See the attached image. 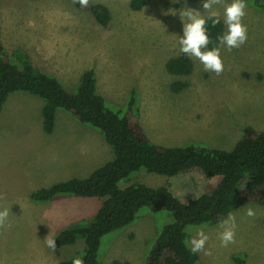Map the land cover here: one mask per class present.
I'll return each mask as SVG.
<instances>
[{
	"label": "rangeland",
	"instance_id": "obj_1",
	"mask_svg": "<svg viewBox=\"0 0 264 264\" xmlns=\"http://www.w3.org/2000/svg\"><path fill=\"white\" fill-rule=\"evenodd\" d=\"M131 2L89 0L85 7L74 0H0L2 41L9 53L18 48L27 51L34 66L56 77L70 92L77 88L85 71L94 70L97 92L113 109L124 108L130 91L135 88L139 122L155 144L166 147L196 144L231 151L246 128L264 132V11L244 0L247 7L243 23L247 25L248 39L231 51L218 44L224 63L222 74L217 76L205 71L200 61L191 57L194 72L184 77L173 75L167 69L171 59L183 54L178 43L179 36L183 35L179 13L191 8L206 18L204 0H151L140 11H134ZM227 3L231 0L214 5L222 21ZM97 4L106 6L111 13L106 27L100 25L90 11V7ZM179 83L187 86L175 92L172 86ZM19 103L16 104L23 108L22 118L38 119L33 118L34 114L26 115L27 107L33 108V105ZM58 112V132L72 131V127L78 131V134L59 135L66 141L82 135L78 128H89L74 121L66 112ZM69 120L72 127L67 124ZM23 123L20 127L18 123L7 125V130L22 135L36 134V121ZM12 153L13 150H7L6 154L0 152V158L6 157L7 161L5 168L0 160L1 173L4 169L10 173L22 172ZM220 180V177L207 179L198 169L174 178L140 171L128 181L120 182L119 187L168 186L186 203L213 192ZM29 191L19 189L14 181L9 186H0V193L6 194V198L0 200V210H10L8 223L11 225L0 228V264H61L81 253L85 247L83 239L54 252L45 245L43 240L49 234L41 230L46 224L29 219L35 211ZM249 208L255 212L252 217L246 214ZM143 213L140 221L103 240L102 264H143L159 232L173 222L170 212ZM232 214L237 224L235 243L227 247L220 243L221 224L209 229L188 228L191 238L200 230L209 237L205 249L210 250L211 255L198 252L200 264H235L234 257L238 254L245 256L246 264H264V206L250 204ZM88 217L81 220L92 219ZM77 223L59 224L60 230Z\"/></svg>",
	"mask_w": 264,
	"mask_h": 264
},
{
	"label": "trees",
	"instance_id": "obj_2",
	"mask_svg": "<svg viewBox=\"0 0 264 264\" xmlns=\"http://www.w3.org/2000/svg\"><path fill=\"white\" fill-rule=\"evenodd\" d=\"M150 1L132 0L131 8L140 11ZM249 1L254 8L264 11V0ZM90 11L100 25H109L111 13L106 6L92 5ZM206 27L210 39L208 48L217 47V37L224 33L222 19L215 26L208 21ZM167 69L176 76H191L194 62L191 57L181 54L167 63ZM186 86L179 83L172 89L179 92ZM16 93L43 102L44 133L54 132L57 112L64 111L77 122L98 131L114 151V159L87 179L70 180L29 194V200L36 204L67 197L104 199L91 221L68 227L56 237V249L74 245L79 239L85 242L81 253L61 264H72L77 257L84 264H102L103 240L140 221L144 211L151 214L170 212L173 222L159 232L145 254L143 264H200L198 252H191L190 226L213 228L241 207L264 206V132L246 128L231 151L196 144L181 147L155 144L139 122L135 88L130 91L124 108L113 109L97 92L94 70H87L81 75L77 88L70 92L56 77L34 66L27 51L18 48L9 53L0 31V113L9 97ZM193 169H198L207 179L220 177L221 180L213 192L186 203L168 186L151 188L135 184L125 189L119 187L120 182L128 181L140 171L174 178ZM234 263L246 264L245 256L236 255Z\"/></svg>",
	"mask_w": 264,
	"mask_h": 264
},
{
	"label": "crops",
	"instance_id": "obj_3",
	"mask_svg": "<svg viewBox=\"0 0 264 264\" xmlns=\"http://www.w3.org/2000/svg\"><path fill=\"white\" fill-rule=\"evenodd\" d=\"M14 95L9 97L0 113V152L6 154L7 150H13L14 159L17 160L22 172L10 173L4 169L7 174L0 172V186H9L14 181L19 189L30 190L28 192L30 194L33 191L51 188L56 184L70 180L87 179L97 169L114 159V151L107 144L105 138L96 132H92L90 127L78 128L82 135L72 139L68 138L67 141L59 136L67 133L70 135L78 134L75 127H72L73 123L70 120L67 121V124L73 130L67 129L66 132H58L60 112H57L54 132L50 135L44 133L41 116L43 102L30 95ZM17 102L23 103L24 106L33 105V108L27 107L29 110H27L26 115L31 117L34 114L33 118L38 117V119L22 118L21 114L23 113L20 111L23 112V108L16 104ZM30 120L36 121L38 126L36 134L22 135L7 130L8 127L16 126V123H18L17 127H20L22 122L25 124ZM0 160L6 168V157H2ZM103 201L104 199L101 198L67 197L45 204L32 202L35 211L33 215L30 214L32 218L29 219H34L37 223H45L46 227L41 231H45L46 234L51 232L56 238L66 228L71 227L66 226L60 230L59 224L91 221L99 211ZM84 216L92 217V219L81 220ZM76 218L81 221H76Z\"/></svg>",
	"mask_w": 264,
	"mask_h": 264
},
{
	"label": "clouds",
	"instance_id": "obj_4",
	"mask_svg": "<svg viewBox=\"0 0 264 264\" xmlns=\"http://www.w3.org/2000/svg\"><path fill=\"white\" fill-rule=\"evenodd\" d=\"M82 6H87L89 0H74ZM222 0H204L203 9L207 13V17L200 11L186 8V10L179 13L180 19L183 23V35L179 36L178 43L180 45V52L186 56L196 58L203 65L205 71L214 72L217 76L223 73L224 63L221 58V47L208 48L210 43L207 32L208 21L215 26L221 22V14L214 9V5H219ZM247 5L244 0H231V3L224 4L223 22L226 25V31L217 37L219 45L225 47L228 51L234 48H239L247 42L248 29L247 25L243 23V18L246 15ZM186 19L187 22H184ZM6 194L0 193V200L5 199ZM9 209L4 208L0 210V228L11 227L8 223ZM249 217L255 215L253 209L249 208L246 213ZM223 229L219 233V239L222 247H227L229 244L235 243L236 234V217L229 213L227 219L221 223ZM209 240L208 235L200 230L196 236L191 238V252H203L205 255H211L210 250L205 249V245ZM45 245L55 251L57 244L56 238L49 233L44 238ZM72 264H84L81 258H74Z\"/></svg>",
	"mask_w": 264,
	"mask_h": 264
}]
</instances>
